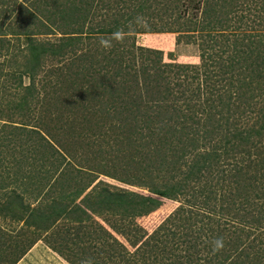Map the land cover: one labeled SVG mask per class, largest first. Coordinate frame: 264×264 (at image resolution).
Returning a JSON list of instances; mask_svg holds the SVG:
<instances>
[{
	"label": "rangeland",
	"instance_id": "1",
	"mask_svg": "<svg viewBox=\"0 0 264 264\" xmlns=\"http://www.w3.org/2000/svg\"><path fill=\"white\" fill-rule=\"evenodd\" d=\"M35 1L0 0V203L3 204V208L7 209L10 206L13 209L12 217L0 216V226L3 229H1L3 236L0 237V249H3L7 258L15 259L25 247L26 254L20 258L18 264H43L45 257L52 258L54 253L47 242L56 238L60 242L62 239L59 240V235L74 239L78 234L82 238L75 239L73 243L77 244L72 245L69 242L70 239L67 241L73 248L65 251L66 257L55 254V259L60 264H87L88 261L95 264V259L108 260L107 245H111L113 239L106 237V233H111L120 241L122 240L128 249L133 251L159 226H162L163 229L160 232L165 236L167 243L162 242V236L158 238L156 251L151 254V264H165L164 255L161 253L163 246H168L173 251L179 248L174 252L185 254L182 250L186 243L184 234L187 232V219L190 212L185 213V216L179 215V208L189 207L190 201L191 205L195 203V216H199L214 210V207L221 204L222 198L232 195L229 202L235 198V201L242 202V205L240 208L235 206L238 211L233 212L238 213V220L235 218L231 221L223 220L224 228L232 232L236 227L243 229L244 232L241 229L237 230L234 240L231 239L232 242H238V235L241 236V240L247 237L251 240L260 237L261 240L252 248V255L243 260H248L249 264H264V182L260 179L256 182L252 180L251 183L248 180L245 186L242 183L244 179H249L252 174H255L256 170L260 174L262 168V174H264V163H260V154L264 152V136L261 139L258 138L259 141L256 143L258 147L249 145L251 153H248V150L243 153L241 148H238L236 153L240 154L235 157L236 159H226L227 157L222 155V164L218 165L219 168H216L215 172L209 174L210 182L206 178H203L201 182V185L212 183L213 196L207 203L203 197L193 200L194 193L189 191L186 196H178L177 201L163 199L161 207L149 216L121 218L94 214L92 220L85 222L82 226L61 218L56 227L40 236L34 234L33 237L31 235L33 229H28L25 224V220L34 211V207H38V202L51 197L50 190L60 191V184H64L60 180L66 179L65 185L72 184L74 180L71 178L76 177L81 170L84 172L79 177L81 180L84 176L89 178L88 174L93 175L97 171L94 167L102 166L99 170L101 173H111V176L99 173L89 191L99 186L115 192H131L149 196L150 189L136 185L135 181L140 179L147 183L159 182L163 185H173L177 181L182 182L186 173L184 170L193 163V157L189 158L188 152L183 153L186 156L181 155L180 143L172 142L176 136L183 137V134L189 131L192 133L189 143L194 138H198L206 150L212 151L213 146L220 143V139L223 138L222 134L215 135L213 131L223 130L227 119L241 128L259 129L258 124L264 108V87L262 86L264 85V64L258 71L251 66L250 69L254 68L256 72H250V69L246 70L244 67L247 61L246 55L242 59L244 63L241 62L238 65L236 64L238 58H232L237 50L244 49L249 41L250 33L255 34L253 40L256 43L261 40L264 34L263 18L260 19L262 26H256L259 21H254L256 27L254 26L253 30L244 28V23L239 24L233 20V24L230 23L231 27L228 23H224L223 26L206 32H194L189 29L177 32L179 27L186 28L181 26L184 20H179L180 26L178 24L174 26L175 16L170 18L166 14L162 15L163 18H150L141 15L133 22L137 24V28L133 26V23L130 24L126 32L127 38L122 43L114 41L113 47L105 50L101 48L99 41L111 35L101 34L98 29L112 27L114 21L122 19L121 15H126L128 12L130 14L131 9L128 5L130 6L131 3L128 0L125 9H121L124 6L121 0H113V10L107 6L101 9L102 5H99V13L92 16L90 20L82 22L85 25L83 31H78V34H72L74 33L73 25L70 27L67 25V28H64L63 24L59 27L51 25L52 27L47 29L48 15L58 14V5L54 4L56 0ZM48 2L52 3V5L49 4L50 7L45 5ZM186 2L187 0H184L183 6ZM37 3L41 5L39 11L34 10V4ZM119 10L122 14L118 12ZM221 15L222 12L218 10L216 18ZM188 19L190 20H187V26H192L196 21L191 17ZM248 22L251 25L250 20ZM161 28H164L162 32L159 31ZM133 29L137 32L135 33ZM26 33L29 35L27 36ZM28 37L34 38L36 43L53 45L55 48L65 42L68 37L74 38H72L73 45L68 47L69 51H64L65 54L53 56L51 52H48L42 69L34 77L25 74L22 68L25 57L29 58L26 56L29 53L27 45L30 39ZM256 43L252 46L253 50L257 52L255 48L260 47L263 53L264 43L263 46ZM84 55H88L89 59L93 60V64L90 65L88 61L87 77L90 76L92 79L85 83L83 90L87 89L89 99L94 100L91 104L93 106L87 102V107L83 111L78 106L69 104L72 103L71 98L65 93L59 94L54 100L56 89L50 90L49 81L51 79L55 81L58 78L59 82L68 72L83 71L86 66ZM262 59L264 54L260 61ZM254 60L246 65H252L250 63ZM81 61H84V64H81ZM242 63L243 65L239 66ZM79 64L84 68H77ZM112 76H116L118 83L108 86ZM243 81L251 82L253 87L254 97L249 101L248 106L242 104L243 99L248 95L244 98L237 95L239 85ZM30 89L35 92V96L30 93ZM153 103L158 106L156 114L160 113L162 116L154 117L158 123L161 121L155 130L136 129L134 132L122 134L116 125H113L114 119H123L128 122L127 127L133 129L132 122L140 120L142 116L136 119L131 110L139 108L142 112L149 114L150 111V114L154 115L151 109ZM228 103L232 107L231 112L226 111ZM18 104H20L19 109H17ZM134 105L138 107H133ZM170 105L167 112L164 108ZM119 111H123V114ZM214 111L217 115L212 116ZM237 111L238 113H235ZM161 118L169 119L165 121ZM220 119L222 122L219 121ZM34 127L41 131L43 137L46 136L44 144L48 141L53 145L54 151L60 150L66 155L61 158L62 154L58 151L55 157L44 163L43 170L38 165H34V158L46 156L42 152L47 146H37L38 142H34ZM47 129L51 133L46 131ZM198 131L201 134H198ZM127 136L131 141L126 138ZM258 139L254 138L253 142ZM34 145L38 148L37 151ZM100 149L104 151L102 158L99 155ZM139 150L138 153L142 154L138 156V159L143 165H139L136 170L131 163L126 164V162L130 161L131 154L137 156L136 152ZM48 151L49 155L54 152L49 148ZM126 151L128 154L125 153ZM119 152H124L122 158L117 155ZM148 165L151 171L144 175V168ZM240 168L243 170L238 177L231 173H239ZM63 170L66 174L70 172V176L66 174L63 176ZM93 170L94 172H91ZM218 173L226 176L228 181L221 180ZM121 178L129 182L133 181L134 184L122 183ZM92 179L94 180L93 177ZM240 179L241 189L236 191V181ZM233 180L235 183L230 182ZM217 182L220 184L215 185ZM9 185H13L11 187L13 189L10 190V187L5 189ZM2 186H5L4 189H1ZM17 196L22 197L23 203L20 202V198H16ZM13 214L18 216L14 217ZM21 216L24 220L18 221L17 218ZM196 218L199 221L200 218ZM190 219L194 220L193 217ZM257 219L262 224L261 228H258V224L254 226L251 224V221ZM101 228H104L103 231ZM100 239L103 240L100 241ZM228 239L227 237L223 239L224 246L220 250L222 255L228 251L226 250L229 244ZM30 240L36 243L29 244ZM92 246L96 248L93 249ZM256 251L258 255L254 259L253 253ZM201 252L204 253L201 254ZM201 252L198 255L200 258L198 264H210L204 262L208 252L205 250ZM240 252L243 253V251ZM216 253L212 252L209 257H216ZM219 258V256L217 259L212 258L214 261L211 264H218ZM185 262L186 260H183V264ZM238 263L241 264V262ZM50 264H55L54 260H50Z\"/></svg>",
	"mask_w": 264,
	"mask_h": 264
},
{
	"label": "trees",
	"instance_id": "2",
	"mask_svg": "<svg viewBox=\"0 0 264 264\" xmlns=\"http://www.w3.org/2000/svg\"><path fill=\"white\" fill-rule=\"evenodd\" d=\"M37 1L38 0H36L35 2ZM120 2L122 5H124L121 7V9H125L126 4H128V2L131 3L130 6L128 5L129 9H131V13L129 14L128 12V14L126 15L125 14L121 15L122 19L114 21V25L112 27H105V28L100 27L98 29L99 33L111 35L117 29H123L125 32H127V30L130 28V24L133 23L135 20H138L139 16L141 15L145 17L149 16L150 18H154V17L163 18L162 15H166V14L169 15L170 18L175 16V20H173L175 24L174 26H176V24L180 26L179 20L180 19L184 20V23L181 26H186V28L179 27L177 28V32L183 30L186 31L187 29L194 32H200V31L206 32L209 30H214V28H219L223 26L224 23H228L229 27H231L230 23H232L233 20H235V22L239 24L244 23L245 25L244 28L247 29L252 28L253 30L256 24L254 22L255 20L259 21L256 26H262L260 23V19L263 18L262 20H264V14H263L264 0H260V1L258 0H187L184 6H183L184 0H128V2L127 0H121ZM49 4L52 5L51 2H48L45 5L49 6ZM54 4L58 5L57 7L58 14L48 15L46 22L47 29H49L52 26L59 27L62 24L64 28H67V25H69V27L73 25L74 33L72 34H78V31H83L85 24L82 22L90 20L92 16L99 13L98 12V10H100L98 8L99 5H102L101 9L106 6L110 7L111 10L114 9L113 0H59V3L58 0H56ZM40 9H41L40 4L38 3L34 4L35 11H39ZM218 10L222 12V15L219 18H216ZM118 12L122 14L121 10H119ZM188 17H191V19L193 18L196 19L195 23L192 26L191 25L187 26L188 24L187 20H190L188 19ZM221 19L224 20L221 21ZM249 20L251 25H249L248 22ZM133 26L137 28L136 23H133ZM262 28H264V26H262ZM163 29L164 28H161L159 29V31L162 32L161 30ZM133 31L135 33L137 32L135 29H133ZM26 35L28 36L29 34L26 33ZM254 36L255 34L253 33L249 34L248 36L249 41L244 47V49L237 50L232 59L238 58V61H236V64L238 65L241 62L244 63L242 59L243 56L246 55L247 61L244 63L245 69L248 70L251 68V66H254L258 71L261 69V66L263 67L264 64V59L260 61V59L263 58L264 52L261 53L262 51L260 47L255 48L257 52L253 50L252 46L256 43V41L253 40ZM72 38L74 37H68V39H66L65 42L61 43L55 48L53 47V45L36 43V41H34V38L28 37V39H30V42L27 45V50L29 53L26 56H28L29 58L25 57L24 59L25 62L22 65L25 74H29L35 77L37 73H39L40 70L42 69L44 60L47 57L46 54L48 52H51L53 56L56 55L58 56L63 53L65 54L64 51L66 52L69 51L68 47L73 45ZM263 43H264V34H262L261 40H258L256 44L263 46ZM84 57H85L86 66L85 69H83V71L82 70H80L79 72L75 71L74 73L68 72V74L63 76V80L61 79L59 80V82H58V78L55 79V81L53 79L49 81L50 90L56 89L55 90L56 95L53 97L54 100L55 98L57 99V96L59 94L65 93L68 97L71 98L72 103L69 104H71L74 107L78 106L79 109H82L83 111L87 107V102H89V104L91 105L94 100V99H89L88 91H86L87 89L85 91L83 90L84 85H86L85 83L90 82L92 79L90 78V76L87 77L88 61L90 62V65L93 64V60H90L88 55H84ZM253 59L255 60L250 63L252 65H246V63L248 64V62ZM73 63L74 62H72V64ZM243 63L240 64L239 66L243 65ZM81 64H84V61ZM82 67L83 66L80 64L77 65V68L82 69ZM250 72H256V71L254 70V68H252L250 69ZM49 74L52 75L50 72ZM116 76H112L109 79L111 81L108 86H113L118 83L117 79L115 78ZM122 80L125 81V79ZM152 82L153 80L150 82V84ZM262 86L264 87L263 84ZM30 93L32 95L34 94L35 96V92L31 89H30ZM237 95H239L242 98H244L245 95H248L247 98L243 99L242 104L244 103V105L246 106L250 105L249 101L252 99V97H254L253 87L251 82H246V81L241 82V84L239 85V90L237 92ZM25 101H26V97H25ZM78 104H83L84 106H79ZM133 107H138V106L134 105ZM170 107L171 105L166 106L164 109L167 111L169 110ZM19 108H20V104L17 105V109ZM157 108L158 106L156 104L155 105L154 103L151 104V109L153 110L152 112L154 113V115L150 114V111L148 114L145 111L142 112V110H140L139 108L132 109L131 112L133 115L136 116V119L142 116L140 120L138 121L135 120V122L134 121L132 122L134 123L133 129L127 127L128 122L123 119H117V120L114 119L113 125H116V128H118L122 134L123 132L124 133L134 132L136 129L137 130L141 129L143 131L144 129H146L147 131H153L155 130V128L158 127L159 124H161V121L160 123H158V120L155 121L154 119V117L156 118L162 117L160 113L156 114ZM147 109L149 110V108ZM231 109L232 107L230 103H228L226 105V111L231 112L230 111ZM119 113L123 114V111H119ZM235 113H238V111ZM214 114H216V111H214L213 114L211 115L214 116ZM161 119L165 120L164 118ZM167 119L165 121H167ZM88 121L90 122V120ZM219 121L222 122L221 119ZM225 124L226 125L223 130L213 131L215 135L222 134L223 138L220 139L221 140L220 143H217L215 146H213L212 151L206 150L204 148V144H202L198 138H194L193 135L192 137L194 138V140L190 141L189 143V138L191 137L190 134H192L189 131L184 133L183 137H181L180 135L176 136L172 142L174 141L179 142L181 146L179 149L181 155L186 156V154L183 153L188 152L189 158L193 157L192 158L193 163L187 166V168L184 170V172L186 173L184 175L182 182L177 181V183L173 185H166V184L163 185L160 184L159 182H157L156 184L152 182L147 183L140 179H138V181H135L137 182L136 185L140 187H147L150 189L151 195L149 196L135 194V193L132 194L131 192H119V191L115 192L109 190L106 187H99V186H96L91 191H89L90 187H92L93 184L96 182V176L99 173L101 175L111 176L110 175L111 173H101L99 171L102 169V166L94 167V169H96L97 171H95L93 175L88 174L89 178L84 176L83 180H81L79 177H81V174H84V172L83 170L79 171L78 172L79 174L76 177L71 178V180H74L73 183L72 184L67 183L66 184L67 186L65 185L66 179L60 180V182H64V184L62 183L60 184L61 185L60 191H57V189L56 192L54 191V189L50 190L52 194L51 197H48L47 200L45 201H39L38 207H34V211L31 212L30 217L27 218V220H25V224L28 227V229L29 228L33 229L32 232L30 231L32 237L34 234L40 236L41 234L46 233L48 230L53 229L54 227L57 226V222L60 221L61 218L62 219L66 218L67 220H69V222L72 223L76 222L78 225L82 226V224H84L85 222L91 221L94 214L102 217L113 215L115 217H121V218H139L143 216H149L150 214H152L154 211H156L158 208L161 207L162 205L161 201L163 199L177 201L178 196H186L189 191L194 193L193 200L196 199L197 197H203L206 200V203L209 202V200L211 201L213 196L211 194L213 192L212 183H210L209 185H201L202 179L203 178H206V180L209 179L210 182L211 177H209V174H211L213 171L215 172V169L219 168L218 165L222 164V155L227 157L226 159L229 158L236 159L235 157H237V155L240 154L239 152L236 153L238 148H241V152L243 153H245L247 150L248 153H251L250 152L251 149L249 145L252 144L251 146L258 147L256 143L259 141V139H261L264 136V134H262L264 131V108L262 111L260 122L258 124L259 129L241 128L233 123H230L229 119L226 120ZM220 126L223 127V125ZM34 128H35L34 142H38L37 146H47L46 149L43 150L42 152L46 156L43 155L42 157L34 158V165L35 164L38 165L39 168L43 170L44 163L50 161L52 157H55V155L58 154V151L60 153L61 151L56 149L54 151L53 145H51L48 141L47 144H44L43 142L46 141L45 138L46 136L43 137L41 135V131L37 127ZM46 131L51 133V131L48 129ZM197 133L201 134L199 131ZM197 133H193V134L198 135ZM256 137L257 139L258 138L259 139L253 142V139ZM126 138L130 140L128 136ZM34 148H36L35 145ZM48 148L53 149L54 151L51 153V155H49L50 153L48 151ZM37 150L38 148H36V151ZM220 150H223V152L219 153ZM100 151L101 153H99V155L102 158V152L104 153V151L103 149H100L99 152ZM127 152L128 151H126L125 153L128 154ZM138 152H140V150L136 152L137 156L132 154L131 156L125 155L128 157L130 156L129 157L130 161L126 162V164L131 163V165H133L132 167H134L136 170H138L139 165H143V163L140 162L138 159V156H141L142 153H138ZM66 153L69 154L68 151H66ZM232 153L234 154L232 155ZM61 154H62L60 155L61 158H64L66 156L64 152H62ZM123 154L124 152L117 153V155L120 156L121 158L123 157ZM260 155H261L260 163L263 164L264 152H262ZM149 165L145 166L144 168L145 170L143 172L144 175L148 174L151 171L149 169ZM223 165L227 166L228 164H223ZM174 166L176 167L175 163ZM242 170L243 169L240 168L238 169L239 173L237 172L236 173L231 172V173L234 176L238 177V175L241 173ZM91 172H94V170ZM262 172H263L262 168L260 174L257 173L256 170L255 174H252L249 177V179H244L242 183L245 186L248 180H250L251 183L252 180L256 182L259 181L260 179L263 180L264 182V174H262ZM62 174L64 176L66 172H64L63 170ZM204 175H207V177H204ZM66 176H70V172L67 173ZM91 176L94 178V180L92 179ZM219 176L221 177V180L226 179V181H228L226 176L224 175H219ZM134 179L135 178H133V180ZM235 180L230 182L235 183ZM120 181L122 183H132V185L134 184L133 181L129 182L128 180H125L123 178H121ZM218 184L220 183L217 182L215 185ZM215 185H214V189L216 188ZM240 189H241V179L236 181L235 190L237 191ZM94 194H96V196H94ZM231 196L232 195H228L227 198L225 199L222 198L221 204L217 206L219 209L217 207H214V210L207 211L199 216H195L194 214L195 203H193L194 205H191L189 201L188 202L189 207L179 208L178 210L179 215L185 216L186 215L185 213L189 214L190 212V215L188 216L187 219V232L184 234L186 236V241H185L186 243L182 250V252H184L185 254H176L174 252L177 251V249L179 248H176L173 251L168 246H163L161 248V253L164 255L163 259L165 261V264H177V263L183 264V260H186L185 264H198L200 261L198 255L201 251L204 250L205 252L206 251L208 252L207 253L208 256L204 259V262H208L210 264L214 261L212 258L217 259L218 256L220 257L218 264H224L225 262L228 261H229L228 264H239L238 262H241V264H249L248 260H243V259H247L250 256V254L252 255V251H253L252 248H254V244L259 240H261V238L258 237V239L253 238L251 240V238L247 237L246 239L241 240V236L238 235L237 237L238 242L231 241V239L234 240V234L237 232L238 229H241L242 232H244L241 227L234 228L235 229L234 232H232V230L229 231L228 229L224 228L223 220L231 221V219L234 218L238 220V213H233V212L238 211L235 208V206H238L240 208V206L242 205V202L235 201V198H233V200L229 202ZM16 198H20V202L23 203L22 197L17 196ZM245 204L248 206L247 202ZM11 212H13V209L11 210ZM214 215L215 217H213ZM13 216L15 217L16 214H13ZM190 217H193L194 220H191ZM196 217L200 218L199 221H197ZM17 220L23 221L24 217L22 216L18 217ZM251 222H252L251 223L252 226L258 224V228L262 227V224L259 219L253 220ZM103 229L104 228H101L102 231ZM162 229L163 227L159 226L152 234H150V236H148L141 243L139 247H137L133 251L128 249L127 245L122 240L120 241L117 237L111 235V233L110 234L106 233L105 235L106 237H111V239H113L111 245L109 244L107 245L108 260L98 261V259H95V264H125V263L151 264V254L153 252L155 253L156 244L160 239V237L162 236L163 243H167V240L164 239L165 236H163L162 232H160ZM59 236H60L59 240L62 239L60 241L61 243L56 238V239H51L49 243L47 242V245L54 251L56 255L58 254L60 257L64 256V258L66 257L65 251L67 249L69 250L70 248H73L71 247L70 243H72V245L77 244V243H73L75 239L80 240L82 238L78 234H76L74 239H72L70 236H63V237H61V235ZM226 237L229 238L228 239L229 244L226 247V250L228 251L224 252V255H222L221 252L218 251L215 254L216 257H209L213 252L211 251L212 239L214 241L216 239L219 238L224 239ZM68 240L70 243L67 242ZM102 240L103 239H100V241ZM28 243L33 245L36 242L34 243V240H30L28 241ZM63 243H65V245H61ZM92 248L95 249L96 247L92 246ZM0 250H1L0 264H17L20 261V258L26 254L25 252L27 249L24 247L22 253L17 255L15 259L7 258L6 253H3V249ZM240 251H243V253L241 254ZM203 253L204 252H201V254ZM253 255H254L253 258L255 259L258 255V251L253 253ZM50 260L52 261L53 259L47 256L45 257V260L42 263L50 264Z\"/></svg>",
	"mask_w": 264,
	"mask_h": 264
},
{
	"label": "clouds",
	"instance_id": "3",
	"mask_svg": "<svg viewBox=\"0 0 264 264\" xmlns=\"http://www.w3.org/2000/svg\"><path fill=\"white\" fill-rule=\"evenodd\" d=\"M139 22V21H138ZM127 33L123 29H117L111 34L110 37L102 38L99 41L101 48L108 50L113 47V42L122 43L127 38ZM223 239L219 238L212 241V251L213 253L220 251L223 248ZM87 264H92L91 261H88Z\"/></svg>",
	"mask_w": 264,
	"mask_h": 264
},
{
	"label": "crops",
	"instance_id": "4",
	"mask_svg": "<svg viewBox=\"0 0 264 264\" xmlns=\"http://www.w3.org/2000/svg\"><path fill=\"white\" fill-rule=\"evenodd\" d=\"M4 187H5V186H2L1 189H4ZM9 187H10V190L13 189V188H11V187H13V185H9L8 187H5V189H9ZM0 202H1V201H0ZM9 209H10V210H9ZM9 209H8V207H7V209H6L5 207L3 208V204L0 203V216H2V217H11V213H12L11 210H12V209H11L10 206H9ZM16 216H18V215H16ZM3 225H4V224H3ZM1 229H2V227L0 226V237L3 236V231H2L3 229H2V230H1ZM7 237H8V236H7ZM6 241H7V240H6ZM7 242H8V241H7ZM33 247H34V246H33ZM5 248H6V247H5ZM31 249H32V248H31ZM54 255H55V253H53V257H52V259L54 260V263H55V264H60L59 261H58L57 259H55ZM27 262H28V260H27ZM18 263H19V262H18ZM18 263H17V264H18Z\"/></svg>",
	"mask_w": 264,
	"mask_h": 264
}]
</instances>
